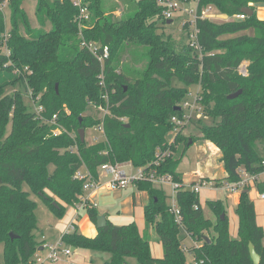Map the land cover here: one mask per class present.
<instances>
[{
  "label": "trees",
  "instance_id": "obj_1",
  "mask_svg": "<svg viewBox=\"0 0 264 264\" xmlns=\"http://www.w3.org/2000/svg\"><path fill=\"white\" fill-rule=\"evenodd\" d=\"M25 1L7 0L8 28L0 9V264H26L42 246L35 237L37 205L23 184L61 219L66 206H77L83 196V182L74 178L80 169L96 178L103 164L129 163L133 168H154L181 183L177 167L182 156L175 152L180 149L183 155L191 144L181 134L184 127L174 133L171 119H183L192 85L199 86V110L213 121L200 126L199 132L202 140L219 149L223 179L238 181L240 167L250 174L264 169V19L256 10L264 0H200L198 14L207 5L230 18L243 8L253 11L243 21L223 24L198 19L200 53L187 45V31L179 40L158 32L161 24L173 23L163 17L160 0H132V8L118 19L112 15L116 9L103 8V0H81L89 12L83 21L75 0H33L37 29L23 7ZM82 42L97 43V53L107 47L108 58L101 64ZM130 46L146 48L142 55L147 62L141 70L123 64ZM243 62L246 76L238 72ZM17 84L42 108L39 115L29 109L22 93H7ZM238 91L236 98L228 99ZM100 108L108 114L92 116ZM53 116L55 125L49 123ZM101 124L104 141H80L79 129ZM57 126L63 132L54 136ZM135 186L148 195L144 221L162 245V258L152 257L148 233H139L135 222L107 221L93 238L79 234L74 226L61 242L107 253L103 264H253L251 243L259 264H264V230L257 224L248 191L239 194L235 206L238 224L233 238L227 217L221 219L226 208L220 199L207 201L216 216L213 223L205 218L198 194L178 188L179 224L161 188L148 180ZM85 210L96 226V208L87 204ZM211 231L213 235H206ZM188 237L196 242L190 248L184 244ZM186 253L192 255L191 263Z\"/></svg>",
  "mask_w": 264,
  "mask_h": 264
},
{
  "label": "rangeland",
  "instance_id": "obj_2",
  "mask_svg": "<svg viewBox=\"0 0 264 264\" xmlns=\"http://www.w3.org/2000/svg\"><path fill=\"white\" fill-rule=\"evenodd\" d=\"M182 6L184 8L191 7L194 8L196 5L194 3V0H181ZM103 8L106 11H110L112 9H116V11L112 12V15L114 19H118L122 15L129 12V10L132 8V0H103L102 2ZM208 6V5H207ZM23 7L27 12V15L31 19L32 27L36 28L38 25L35 23L34 18V8H35V1L33 0H26L23 3ZM206 7V6H205ZM214 7V6H213ZM5 19H6V28H8V9L5 7L3 9ZM213 12L214 17L212 18V22L217 24H223L231 21L230 17L228 18V21H223L219 18L221 17V13L218 12V10L214 7ZM263 13L261 12L260 15ZM173 18V23L170 27H164V24L160 25L159 33H165V35H172L175 39L179 40L182 35H184V31L181 28L182 21L186 18V14L181 11L179 14L175 13ZM170 25V24H169ZM49 27L47 26L46 29ZM3 53L6 52L5 49L1 50ZM146 51V48L144 47H134L130 46L129 53L126 55V58H129L128 61H125L123 64L130 68H135L136 70H141L146 62L147 59L142 55ZM15 73H18L16 70ZM175 85H179L178 83H175ZM189 95L187 97V101L190 104H193L194 99L197 97V92L199 91V86L192 85L188 88ZM7 93L13 94L14 91H19L24 96V101L26 105L31 109V111H39L42 109L39 107L36 102L33 101L31 95L29 92H25L24 89L20 85H15V87L10 88L6 90ZM198 99V97H197ZM188 112V111H187ZM107 112L104 109H98L95 111H92V116L94 117H102ZM190 120L187 121L186 125L184 126V129H181V134L185 135L187 139L189 140V147L182 155L181 150L178 149L175 152V156L181 157L180 163L177 167V171H179L182 174V177H184L186 180L191 181V174L195 172L196 170L202 169L205 167V163L210 160L211 167L209 169V173L212 175L211 178L216 179L219 181L220 179H223L224 177V168L222 165V162H220V151L219 149H209L207 152H204L205 144L211 143L202 140V134L199 132V127L202 125H211L213 124V121L211 118L206 117L202 114V111L199 110L198 105L195 102V109L190 114ZM10 129L8 126L7 132ZM172 139V136L171 138ZM104 141V133L98 129V127L87 129L85 131V142L86 144H94L98 142ZM191 141V143H190ZM215 146L213 143L211 144ZM210 145V147H211ZM216 147V146H215ZM217 148V147H216ZM123 165V164H121ZM126 166V163L124 164ZM205 168H203V171ZM133 169L126 168L127 172L132 171ZM103 181L105 179L103 178ZM220 182V181H219ZM155 186V185H154ZM156 188H159L158 186H155ZM22 189L24 191H27L30 193V198L36 202L37 208L35 211L36 214V220H37V230L35 231V235L37 238H40L42 235L45 236V239H47L48 242L56 244L60 243L62 236L66 233H69L70 230V224L74 223L75 221L81 222V220L86 216V210L81 208L77 209L76 206H66L65 213L61 219H57L53 216V214L50 212L49 208L42 202L40 198H38L36 195L32 194L26 184L22 185ZM167 196L172 195V188L169 185H165L162 189ZM136 193L135 197V203L134 206L132 204V193ZM91 192H87L86 194L83 193V195H87L88 197ZM257 191L252 187L248 190V197L249 199L254 203L256 209H257V223L261 225V227L264 230V202L260 201L256 197ZM229 193L226 190H209L204 189L202 190L198 197H199V204L203 211V214L205 218L210 219L213 223L216 221V216L211 211L210 207L207 204V201L209 200H216L220 199L225 208L226 213H221V215H224V218L227 217L229 222V233L230 236L233 238H237V224L238 219L235 214V205L234 200L228 198ZM94 202L95 208L100 214V216H103L104 218H110V217H133L134 221L138 227L139 233L144 234L148 233L147 237L149 239L150 243V252L151 255L155 258H161L163 254V248L158 240L157 236L153 232L152 229L146 228L145 221H144V206L146 203H148V195L147 197L141 193L138 192L135 188V185H129L125 189H115V190H103L98 192L97 196L92 200ZM78 206V205H77ZM132 223V222H131ZM130 224V223H129ZM79 234L86 233L82 231V228L79 229ZM206 235H213V232L206 233ZM194 242H192L191 238H187L184 241V244L187 248H190L193 245ZM70 247L73 248L70 245H67L65 243H62V247ZM2 248H0V259H2ZM159 256V257H157ZM109 258V255L107 253L102 252H94L90 250H83V249H76L72 253V255L68 258L69 262H73L74 264H102ZM186 259L188 263L192 262V255L189 253H186ZM63 262V263H62ZM48 264H67L65 261H60L56 263H48Z\"/></svg>",
  "mask_w": 264,
  "mask_h": 264
},
{
  "label": "built area",
  "instance_id": "obj_3",
  "mask_svg": "<svg viewBox=\"0 0 264 264\" xmlns=\"http://www.w3.org/2000/svg\"><path fill=\"white\" fill-rule=\"evenodd\" d=\"M161 5L165 7L163 11V17L166 20L172 21L175 17V13H180L183 11L186 14V18L181 23V28L183 31H187L185 35L187 36L186 42L187 45L197 51L201 52V48L198 44V29L196 27V21L198 19H206L212 21V18L214 17V7L212 5H208L206 7H203L201 9L200 14H198V5L200 0H194V3L196 4L194 8L187 7L184 8L182 6L181 0H160L159 1ZM74 4L79 7V17L83 20H88L89 18V12L85 5H82L81 0H75ZM7 5V0H5L2 4H0V9L3 10ZM247 15L241 13L238 15H235L231 17V20L233 21H243L246 18ZM83 23L80 22V26ZM186 29V30H185ZM82 47H85L92 53H94L98 61L102 64L105 59L108 58L109 52L107 47H103L99 53H97V49H99V45L95 42H82ZM247 63L243 62L238 69V72L242 76L247 75ZM197 98V97H196ZM195 102L196 99H194L193 104H190L188 102H185L183 104V108L185 109L186 113L183 117V119H176L172 118V122L174 123V133H177L180 131L182 127H184L187 123V121L190 120L191 113L195 109ZM101 109V108H100ZM42 111L40 109L37 111V114ZM188 111V112H187ZM107 112V111H106ZM108 114V113H106ZM104 114V115H106ZM56 116H53L52 120L49 122L51 125L56 124ZM98 129H100L103 132L102 124L98 126ZM63 132V129L60 126H57L53 130V135L58 136ZM74 147H71L70 150H74ZM264 165V162L262 163ZM133 169L130 172L126 171V168ZM98 175L97 177H93L86 169H80L78 170L74 178L77 180H80L83 182L82 190L83 193L91 192L97 193L103 190H115V189H125L129 185H135L139 181L148 180L153 185L158 186L159 188L163 189L165 185H169L172 188V195H170L169 204H170V212L174 214L175 221L177 223H181V216L179 214V211L176 206L175 202V192L180 187H186L189 188L194 193L198 194L204 190H226L229 195H238L243 192L244 190H249L250 188H254L257 191L256 197L260 201L264 202V190L259 191L258 186L262 185L264 187V169L257 174H250L248 173L243 167H240L237 169V174L239 177V180L233 183L226 182L224 179H220L217 181L214 178L206 177L205 175L201 174L200 172H196L193 174V182L185 185L182 182H176L173 180L171 175L168 174H158L157 170L152 168L150 170H145L142 168H133L131 164L128 163V165H121V164H103L98 167ZM225 173V172H224ZM103 178L105 181H103ZM87 204L92 205L95 207L94 202L92 201L91 197H88L87 195H83L80 199V203L78 206H76L77 209H85V206ZM196 209L197 206H194ZM73 229V228H72ZM196 244V243H195ZM42 252L36 253L26 264H48V263H56L60 261H64L65 259L69 258L73 250L72 248L66 246L62 247V242L60 243H50L43 241L41 246ZM184 250H186L184 248ZM68 264H74L73 262H69Z\"/></svg>",
  "mask_w": 264,
  "mask_h": 264
},
{
  "label": "crops",
  "instance_id": "obj_4",
  "mask_svg": "<svg viewBox=\"0 0 264 264\" xmlns=\"http://www.w3.org/2000/svg\"><path fill=\"white\" fill-rule=\"evenodd\" d=\"M256 10H257V17L259 18V19H264V4H260V5H257L256 6ZM261 12L263 13L262 15H260L261 14ZM219 18L221 19V20H223V21H228V18L229 17H227V16H225V15H221V17L219 16ZM231 20V19H230ZM212 143H206L205 144V149H204V152H207V150H208V148L209 149H212V148H215V149H218V148H216L215 146H213V145H211ZM210 145H211V147H210ZM204 164H205V167H203V168H205L204 170H205V172L203 171V168L202 169H199V170H196L195 172H193L190 176H191V181L190 180H186L184 177H182V183L183 184H185V185H188V184H190V183H192L193 182V180H194V178H193V174L194 173H196V172H200L201 174H203V175H205L206 177H209V178H211L212 177V175L209 173L210 171H209V169L210 168H212L211 166V162H210V160H208L206 163H205V161L203 162ZM124 165V164H123ZM126 165H128V164H126ZM179 172V171H178ZM180 173V172H179ZM135 188H136V186H135ZM137 190V189H136ZM105 191V190H104ZM138 191V190H137ZM139 192V191H138ZM141 193H143L146 197H147V194H146V192H144V191H140ZM97 194H98V192L97 193H92V194H89V196L92 198V200L95 198V196H97ZM136 195V193H132V204H133V206H134V203H135V196ZM238 195H229L228 196V198L229 199H233L234 200V205L236 206V204H237V202H238ZM148 202V201H147ZM147 204V203H146ZM255 206V205H254ZM73 208V207H72ZM255 211H256V221H257V209H256V207H255ZM99 216H100V214H99ZM108 222H110V223H112V224H114V225H127V224H129V223H131V222H133L134 221V219H133V217H118V216H116V217H110V218H105ZM258 224V223H257ZM259 225V224H258ZM74 226L76 227V230H77V232H79V229H81L82 228V231H84V232H86V233H83V236H86V237H89V238H93L94 236H96V234H97V228H96V226L90 221V219H89V217L87 216V214H86V216L81 220V222H79V220L78 221H75L74 223H72V224H70V230L72 231L73 229L72 228H74ZM259 226H261V225H259ZM70 231V232H71ZM35 237H36V240L39 242V243H43V241H45V242H48L47 241V239H45V236H41L40 238H37V236L35 235ZM189 238V237H188ZM192 240V239H191ZM192 242H194L193 240H192ZM196 242H194L193 243V245L195 244ZM72 250H73V252L74 251H76V249L75 248H72ZM40 252H42V249L40 250ZM153 257V256H152ZM157 257H159V256H157ZM162 257H163V254H162ZM161 257V258H162ZM153 258H155V257H153ZM158 259V258H157ZM65 262H67V264L69 263V261H68V258L67 259H65L64 260ZM63 263V262H62ZM104 263V262H103ZM102 263V264H103Z\"/></svg>",
  "mask_w": 264,
  "mask_h": 264
},
{
  "label": "water",
  "instance_id": "obj_5",
  "mask_svg": "<svg viewBox=\"0 0 264 264\" xmlns=\"http://www.w3.org/2000/svg\"><path fill=\"white\" fill-rule=\"evenodd\" d=\"M241 11H242L243 14H245L247 16H251L252 13H253V11L251 9H249V8H243ZM170 22L171 21H168V24ZM56 91H57V86H56ZM240 93H241V91H238V92H236L234 94H231V95L228 96V99H234ZM78 136L80 138V141L81 142H84L85 141V130L84 129H79L78 130ZM190 143H191V141H190ZM243 192L246 193L247 190H244ZM221 219L222 220L224 219V215L223 214L221 215ZM106 224H107V220L103 216H99L98 217V220H97L96 228L97 229H101V228L105 227ZM10 237L13 238V235L10 234ZM40 250H41V248H40ZM248 251H249V255H250V258H251L252 263L253 264H259L260 258L257 255V253L255 252V250L253 248V245L251 243L248 245Z\"/></svg>",
  "mask_w": 264,
  "mask_h": 264
}]
</instances>
